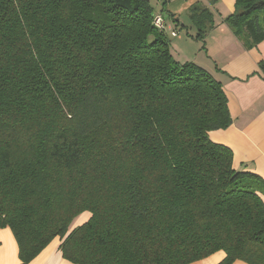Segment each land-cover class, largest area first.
Listing matches in <instances>:
<instances>
[{
  "label": "trees",
  "instance_id": "obj_1",
  "mask_svg": "<svg viewBox=\"0 0 264 264\" xmlns=\"http://www.w3.org/2000/svg\"><path fill=\"white\" fill-rule=\"evenodd\" d=\"M193 9L204 39L211 12ZM155 16L150 0H0V228L20 264L56 238L77 264H264V179L209 136L228 96ZM225 22L256 47L264 0Z\"/></svg>",
  "mask_w": 264,
  "mask_h": 264
},
{
  "label": "crops",
  "instance_id": "obj_2",
  "mask_svg": "<svg viewBox=\"0 0 264 264\" xmlns=\"http://www.w3.org/2000/svg\"><path fill=\"white\" fill-rule=\"evenodd\" d=\"M154 13L161 15L171 41V51L180 62L193 61L204 67L218 79L228 96V106L232 116L229 127L210 131V139L224 144L233 151L234 167L251 171L264 179V41L256 47L246 49L239 38L225 22L227 15L235 10L236 0H150ZM194 6L197 16L206 9L209 26L205 39H191L200 49L190 52L177 46L176 39L169 31L188 30L194 37L198 27L193 22ZM199 7V9H198ZM196 11V10H195ZM201 15V14H200ZM209 36V38H208ZM173 37V38H172ZM216 45L219 54L215 57L203 45ZM196 42V43H195ZM219 46V47H218ZM91 217L86 211L78 216L72 228L85 223ZM61 238L50 242L31 264H77L66 259L60 250ZM226 256L223 250L190 264H218ZM0 264H20L19 248L9 227L0 228ZM233 264H249L236 260Z\"/></svg>",
  "mask_w": 264,
  "mask_h": 264
},
{
  "label": "rangeland",
  "instance_id": "obj_3",
  "mask_svg": "<svg viewBox=\"0 0 264 264\" xmlns=\"http://www.w3.org/2000/svg\"><path fill=\"white\" fill-rule=\"evenodd\" d=\"M157 16V15H156ZM228 16V15H227ZM164 28L166 29V27H167V25H166V23H165V21H164ZM188 32V30L186 29V28H183L182 29V32H181V34H180V32H176V31H174V33L173 32H171V31H169V33L172 35L173 34V36L175 37V38H177V37H182V38H177L176 39V43H177V46H181L182 48H186V50H189L190 52H196V50H198V49H200V47L199 46H197V45H195L194 44V42L192 41V42H190V40H189V37H191V39H196V37H192V36H190L191 34L190 33H187ZM207 35H208V33H206ZM180 35V36H179ZM196 36V35H195ZM207 37V36H206ZM173 38V37H172ZM208 38H209V36H208ZM205 39V38H204ZM198 40V39H197ZM199 40H202V39H199ZM209 42V41H208ZM196 43V42H195ZM208 47H209V50L211 51V53L212 54H214V56L216 57L219 53L218 52H215L214 50H218L217 49V47H216V45H213V43H211V42H209L208 43V45H203V47H202V50H206V48L208 49ZM219 47V46H218ZM186 62H188V61H186ZM184 63V62H183Z\"/></svg>",
  "mask_w": 264,
  "mask_h": 264
},
{
  "label": "built area",
  "instance_id": "obj_4",
  "mask_svg": "<svg viewBox=\"0 0 264 264\" xmlns=\"http://www.w3.org/2000/svg\"><path fill=\"white\" fill-rule=\"evenodd\" d=\"M154 22L160 28H164L165 27L164 26V19L162 18L161 15L155 16Z\"/></svg>",
  "mask_w": 264,
  "mask_h": 264
}]
</instances>
